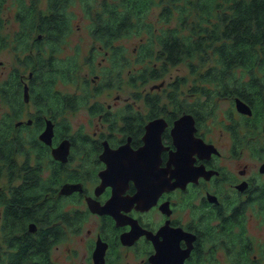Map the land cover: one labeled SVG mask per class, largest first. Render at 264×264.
Segmentation results:
<instances>
[{
  "label": "flooded vegetation",
  "instance_id": "obj_1",
  "mask_svg": "<svg viewBox=\"0 0 264 264\" xmlns=\"http://www.w3.org/2000/svg\"><path fill=\"white\" fill-rule=\"evenodd\" d=\"M18 5L16 27L5 34L6 24H0V53L12 50L16 63L0 82L6 104L0 117V264H59L60 243L76 237L86 248L69 247L70 264H264V92L253 95L252 75L237 72L233 75L242 80L215 90L203 88L211 84L204 72L194 73L186 90L171 84L165 103L158 90L166 79L148 88L138 79L123 104L90 103L106 87L121 89L123 77L116 74L111 86L81 93L60 89L59 30L52 42L43 30L57 2L37 13L34 2ZM120 41L115 43L121 46ZM101 54L112 62L111 50L94 39L86 62L95 64ZM46 70L53 73V87L45 86ZM61 91L75 98L63 112ZM238 99L252 113L239 110ZM224 102L229 109L221 114ZM84 105L101 121L92 134L72 130L66 120L67 111ZM185 115L179 133L186 149L180 151L173 129ZM156 119L161 120L154 134L160 130L162 145L143 150L148 125ZM49 121L52 135L46 136ZM63 140L69 142L67 155L55 152ZM105 142L129 151L116 162L113 155L105 160ZM114 163L116 171L109 172ZM159 171L161 182L177 184H165L155 198L148 182L153 185ZM104 172L106 185L97 194ZM72 183L82 189L61 192ZM115 189L119 194L110 211L90 208L88 198L106 204Z\"/></svg>",
  "mask_w": 264,
  "mask_h": 264
},
{
  "label": "trees",
  "instance_id": "obj_2",
  "mask_svg": "<svg viewBox=\"0 0 264 264\" xmlns=\"http://www.w3.org/2000/svg\"><path fill=\"white\" fill-rule=\"evenodd\" d=\"M56 2L57 8L52 7L55 12L45 16L43 30L47 34L46 39L52 42L56 33L54 29L58 28L55 30H59L62 43L72 29L68 14L72 0ZM83 2L86 15L92 19L94 39L111 50L110 58L117 66L115 70L113 66L107 69L101 85L95 87L111 86L112 76L117 74L121 78L123 69L130 68L135 62L139 67L128 74L133 85L138 79L146 83L149 79L158 78L168 66H177L187 60L192 72H204L203 80L211 83L204 85L205 89L226 90L230 87L229 82L243 79L233 75L242 72L252 75L248 85L252 87L253 95L259 97L263 94L264 0ZM34 8V5L28 7V16ZM155 10L157 12L154 13ZM25 22H34V19ZM133 36L139 37L140 44L132 63L126 56L125 46H119L115 41ZM202 65L204 67L200 68ZM78 67L75 59H60L59 77L66 81L75 80ZM44 82L46 87L54 86L51 70L45 71ZM59 100L61 112L72 102L70 93L62 91Z\"/></svg>",
  "mask_w": 264,
  "mask_h": 264
},
{
  "label": "rangeland",
  "instance_id": "obj_3",
  "mask_svg": "<svg viewBox=\"0 0 264 264\" xmlns=\"http://www.w3.org/2000/svg\"><path fill=\"white\" fill-rule=\"evenodd\" d=\"M27 3L34 2L36 4L35 13H37L40 9H44L48 11L49 2H56V0H24ZM92 3V0H89ZM60 2V1H59ZM18 5V0H4L3 6L0 8V24L4 22L5 27L1 30L2 33L7 32L8 27L12 28L16 27L14 22L15 19V10ZM21 6V3L18 5ZM157 10L154 11V13ZM13 15H10V14ZM68 14L70 15L72 30L66 36L64 42L60 43L59 59H64L71 61L74 58H71L72 54L77 55L76 59L79 67L78 74L75 80L66 81L62 78H58V87L63 91L74 93H81L84 88L94 87V85H101L102 80L104 79V74H106V70L111 68L114 69L117 66L113 65L112 62L102 59V54L98 55L96 63L92 66L88 62H86V56L89 54V47L94 42V39L91 35V27H92V19L91 17L86 15V11L84 9L83 0H72L70 6H68ZM9 28V30H10ZM37 36V31L34 32V37ZM120 43L125 46L126 56L128 59L135 61V54L137 53V49L140 44L139 37H126L121 39ZM154 59V58H153ZM0 60H3L4 63L0 65V82L4 79V77L9 74L10 70L16 64L14 61V52L10 49H6L0 53ZM197 61V60H196ZM160 64V62H159ZM161 67V65H159ZM139 67V63H133L130 68H125L122 71V88H110L106 87L102 90V92L93 95L90 99V103L94 101H99V103L108 105L112 104L115 106L121 105L125 102V98L129 97V93L132 91V88L135 87L129 79V73L132 70H135ZM204 66H200L203 68ZM195 72H192L191 68L187 64V60H184L177 66H168L166 70H164V74L159 79H149L148 82L142 83L140 87H150L154 83H159L162 80L166 79L165 86L158 90L159 94L162 97V102H168L167 95L172 91V85H179V88L186 90L189 87V83L193 81L196 77L194 76ZM99 75V78L96 81L93 79L96 75ZM184 79H183V78ZM87 79V81L85 80ZM107 79V76H106ZM118 78L115 79V81ZM85 82L87 87L85 86ZM176 82V83H175ZM105 87V86H103ZM139 102H141L139 100ZM220 113L222 114L224 110L229 109L228 103L224 102L221 104ZM34 107H30V111L34 110ZM6 109V104L2 101L0 97V117L2 113ZM29 110V107L27 108ZM89 106H81L76 109H71L66 112L67 118L70 125H72V130L83 132L93 133L94 129L100 126L101 121L97 116H92L90 111L88 110ZM29 115V112L26 113V116ZM64 114L60 118L64 119ZM67 123V122H66ZM77 133V132H73ZM79 145V144H78ZM69 247L78 248L80 251L85 250L84 244L79 241V238L68 239L62 243H60V248L56 250L55 254L58 256L60 263L59 264H70L69 262Z\"/></svg>",
  "mask_w": 264,
  "mask_h": 264
},
{
  "label": "water",
  "instance_id": "obj_4",
  "mask_svg": "<svg viewBox=\"0 0 264 264\" xmlns=\"http://www.w3.org/2000/svg\"><path fill=\"white\" fill-rule=\"evenodd\" d=\"M237 106L239 108V110L243 111V112H247V113H252V108L250 107V105H248L247 103H245L244 101H242L241 99H238L237 100ZM187 115L181 117L179 120H177L176 122V125L173 129V132H174V135H175V142L177 143V145L179 146V150L180 151H185L186 149V144L184 143V140L181 141V134L179 132H181V129L182 127H184V124L186 122V119H187ZM160 120L161 119H156V120H153L152 122H150V124L148 125V131H147V134L145 136V139L147 141V144L145 146V148L143 150H146L149 148V146H154L155 144H161V135H160V130L158 129V131L156 132V135L154 134V130L155 128H158L159 126V123H160ZM161 123H163V121H161ZM49 126L47 127V130L45 132V135L46 136H50L52 135L51 134V128H52V124L51 122L49 121L48 122ZM193 130V126H191L189 128V131L191 132ZM49 132V133H48ZM155 136H156V141H155ZM183 136V135H182ZM150 138V139H149ZM152 138V139H151ZM189 141L192 143L194 141V137L193 135H189ZM154 140V141H153ZM151 141V142H150ZM123 147V148H122ZM183 148V149H182ZM143 150H140V152H142ZM215 150V149H213ZM129 149L128 147L125 145V146H121L119 148H111L108 144V142H105V149L103 151V153L101 154L103 157V159L105 160H109V158L113 155V160L114 162L117 161L119 155H123L124 153L128 152ZM55 152H57L59 155H67L68 152H69V142L68 140H63L60 144V146H58L56 149H55ZM133 153H136L135 151H132ZM157 153L160 152V150H157L156 151ZM56 153V154H57ZM159 158V155H157ZM117 169V165L116 163L112 164L109 168V172H115ZM115 170V171H114ZM101 175L103 176V182L100 186L97 187L96 189V193L99 194L102 190H103V187L106 185V175H105V172L104 173H101ZM153 179H154V184H150V182H148V190H151L152 192H154V194L152 196H154L155 198L158 197V195L160 194V192L163 189V186L165 184H171L170 182H168L167 180H163L161 182V179H162V174L159 172H156L153 176ZM144 184V183H142ZM141 184V186H143ZM177 184V182H174L172 183L171 187L175 186ZM76 189H82V187H80L79 184L77 183H72L70 185H66L65 187L62 188L61 192L62 193H70V192H73L74 190ZM114 196L111 198V200H109L106 204H101L98 200H96L95 198H88V202H89V205H90V208L93 210V211H98V212H101V213H104V212H107L108 210L110 211L109 208L111 203H113L115 200H117V195L119 194V191L118 190H114ZM140 197L139 196H135L133 199H139ZM150 201L149 204H152L153 202H155V199ZM104 250V249H103ZM102 250V251H103ZM104 252V251H103ZM103 252L101 253L103 255Z\"/></svg>",
  "mask_w": 264,
  "mask_h": 264
}]
</instances>
